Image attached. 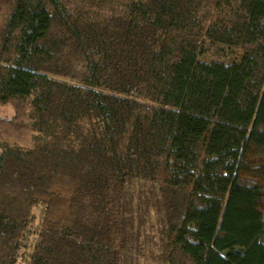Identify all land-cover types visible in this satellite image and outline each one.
I'll return each mask as SVG.
<instances>
[{
	"label": "trees",
	"instance_id": "16d2710c",
	"mask_svg": "<svg viewBox=\"0 0 264 264\" xmlns=\"http://www.w3.org/2000/svg\"><path fill=\"white\" fill-rule=\"evenodd\" d=\"M6 104L0 264L38 200L28 264H121L132 177L156 182L167 264H264V0H10Z\"/></svg>",
	"mask_w": 264,
	"mask_h": 264
},
{
	"label": "rangeland",
	"instance_id": "374dc122",
	"mask_svg": "<svg viewBox=\"0 0 264 264\" xmlns=\"http://www.w3.org/2000/svg\"><path fill=\"white\" fill-rule=\"evenodd\" d=\"M10 9V0H0V21ZM223 51V57L211 48L199 54L201 60H232L237 51ZM234 53V55H232ZM11 104L0 105V117L13 116ZM45 202L38 200L29 209L27 224L19 240V251L14 264H28L38 241V233L45 211ZM119 217L117 242L121 264H167L164 214L157 185L154 180L130 178L123 187L118 205Z\"/></svg>",
	"mask_w": 264,
	"mask_h": 264
}]
</instances>
